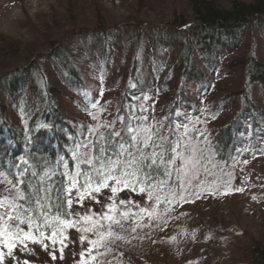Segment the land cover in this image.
Returning a JSON list of instances; mask_svg holds the SVG:
<instances>
[{
  "label": "trees",
  "instance_id": "obj_1",
  "mask_svg": "<svg viewBox=\"0 0 264 264\" xmlns=\"http://www.w3.org/2000/svg\"><path fill=\"white\" fill-rule=\"evenodd\" d=\"M65 1L74 17L73 6L84 0ZM89 2L87 24L36 29L39 49L23 64L0 72L5 166L21 156L30 163L31 157L54 162L64 156L71 164L72 147L87 135L88 125L135 113L152 123L187 124L189 136L204 149L209 172L200 169L183 199L169 196L171 203L159 205L156 213L165 221L183 204L209 200L232 186L242 189L249 172L259 174L256 187L264 195V0L228 5L190 0L191 16L175 13L163 22L143 18L146 0H135L116 23L105 16L101 0ZM113 60L117 64L110 67ZM102 193L143 197L148 203L129 189ZM167 194V189L159 193ZM188 226L203 237L215 231L199 220ZM19 227L29 231L26 224ZM0 251L8 252L3 237ZM245 251V263L264 264L263 242L255 240ZM131 254L118 262L133 264L137 257Z\"/></svg>",
  "mask_w": 264,
  "mask_h": 264
},
{
  "label": "snow or ice",
  "instance_id": "obj_2",
  "mask_svg": "<svg viewBox=\"0 0 264 264\" xmlns=\"http://www.w3.org/2000/svg\"><path fill=\"white\" fill-rule=\"evenodd\" d=\"M199 143L189 136L187 124L152 123L148 116L132 113L88 125L87 135L82 134L72 147L71 164L64 156L54 162L31 157L33 163L21 156L6 166L0 160V237L7 255H12L17 244L27 249L31 241L46 250L50 244L55 259L56 246L63 253L69 240L65 233L75 229L82 233L81 243L87 240L89 244L80 253L86 257L81 264H101L99 250L123 239L116 228L135 232L140 226L135 219L138 214L152 218L161 203H171L169 196L184 198L182 193L193 180H199L201 168L209 172ZM124 189L138 192L148 203L141 206L116 195L104 197L105 203H101L97 197L104 190L117 194ZM163 189L168 194L162 198ZM86 199L90 206L83 214L74 210V205L83 208ZM91 202L100 205L99 212L92 209ZM130 219L132 224L126 228ZM21 224L29 231L19 227ZM3 257L0 251V264Z\"/></svg>",
  "mask_w": 264,
  "mask_h": 264
},
{
  "label": "rangeland",
  "instance_id": "obj_3",
  "mask_svg": "<svg viewBox=\"0 0 264 264\" xmlns=\"http://www.w3.org/2000/svg\"><path fill=\"white\" fill-rule=\"evenodd\" d=\"M218 1L228 5L232 0ZM89 3L84 0L73 6L72 17L66 12L65 0H0V72L23 64L33 50L39 49L35 41L36 29L61 31L74 23L87 24L92 18ZM101 3L108 20L116 23L127 16L135 0H101ZM145 5L142 17L154 22L169 20L175 13L192 15L190 0H146ZM109 64L110 67L116 66L117 60ZM258 179L257 172H249L247 185L242 189L232 186L209 200L183 204L169 221L158 213L152 218L138 214L135 219L140 226L135 232L116 228L115 232L123 239L115 240L108 249H100L102 255L98 259L101 264H120L118 257L136 253L133 264H247L244 260L246 248L255 240L264 243V195H260L256 187ZM106 196L109 194L97 195L101 203H105ZM116 196L138 202L141 206L146 203L141 201L143 197ZM89 206L86 200L83 208L74 205V210L83 214ZM91 207L100 211V205L95 202H91ZM198 220L213 225L215 231L209 237L191 232L188 224L194 225ZM131 224L130 219L125 222V227ZM65 234L69 237L67 247L61 253L57 245L55 259L50 244L46 250L41 244L29 241L27 249L17 244L12 255L4 253L2 264H25V261L28 264H81L86 257L80 253L89 247L88 241L82 244V233L75 229H69Z\"/></svg>",
  "mask_w": 264,
  "mask_h": 264
}]
</instances>
